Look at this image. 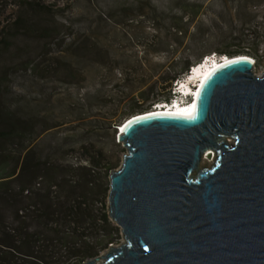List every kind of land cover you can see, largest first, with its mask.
I'll list each match as a JSON object with an SVG mask.
<instances>
[{
    "label": "rangeland",
    "instance_id": "374dc122",
    "mask_svg": "<svg viewBox=\"0 0 264 264\" xmlns=\"http://www.w3.org/2000/svg\"><path fill=\"white\" fill-rule=\"evenodd\" d=\"M212 53L250 56L264 72V0H0V116L30 128L7 146L15 157L33 146L66 170L96 165L98 213L108 204L101 175L126 152L116 120ZM98 224L87 229L94 243L109 231ZM65 253L48 263L67 264Z\"/></svg>",
    "mask_w": 264,
    "mask_h": 264
},
{
    "label": "water",
    "instance_id": "95a60500",
    "mask_svg": "<svg viewBox=\"0 0 264 264\" xmlns=\"http://www.w3.org/2000/svg\"><path fill=\"white\" fill-rule=\"evenodd\" d=\"M253 69L227 59L189 113L150 109L118 127L126 152L107 211L123 240L78 264H264V72Z\"/></svg>",
    "mask_w": 264,
    "mask_h": 264
},
{
    "label": "trees",
    "instance_id": "16d2710c",
    "mask_svg": "<svg viewBox=\"0 0 264 264\" xmlns=\"http://www.w3.org/2000/svg\"><path fill=\"white\" fill-rule=\"evenodd\" d=\"M188 70L186 66L168 78L162 96L146 106H132L115 125L119 127L131 115L150 110L159 102H170L174 83ZM29 129L15 116H0V264H49V259L64 252L67 264H78L121 235L119 226L109 218L106 203L102 202L98 213L92 206L100 170L93 164L70 166L68 170L50 166L33 146H22L17 157L13 156L7 146L10 139L21 142ZM114 167H106L101 175L107 179V193ZM99 222L109 231L94 243L97 239L89 240L87 229Z\"/></svg>",
    "mask_w": 264,
    "mask_h": 264
},
{
    "label": "bare ground",
    "instance_id": "6f19581e",
    "mask_svg": "<svg viewBox=\"0 0 264 264\" xmlns=\"http://www.w3.org/2000/svg\"><path fill=\"white\" fill-rule=\"evenodd\" d=\"M225 56H227V55H225ZM238 56H247V55H243V54H239V55H235V56H233V57H229V56H227V59H231V58H235V57H238ZM247 57H249V58H251L252 60H253V63H256L255 62V60L252 58V57H250V56H247ZM223 62V60H218V61H216L215 63H214V65L212 66H209L208 67V69L207 70H204V71H202L203 72V74H202V76H201V74L200 73H198V72H196V74H195V76H199V83L201 82V84H202V82L205 80V78L208 76V74L213 70V68H215V67H217L220 63H222ZM253 71H255V64H254V69H253ZM256 72V71H255ZM259 73V72H258ZM190 74V73H189ZM262 73H260V74H258V75H261ZM195 76H193L192 78H188V79H184L182 82H180V83H178V85L180 84L181 85V83H182V85L179 87V89H187V88H189L190 86V84H189V82H191V80L193 81V79H194V77ZM200 77H202V80H200ZM200 84V85H201ZM199 85V86H200ZM197 88H195V89H193V92H191V93H189V92H187V93H189V94H192L193 96H194V98L190 101V102H194V100H195V98H196V95H197V92H198V90H196ZM187 104L186 103H180V102H177L175 105H173V106H169L168 107V111H174V112H176V113H179V114H184V113H189L190 111H191V109H192V107H193V103H192V105H190V106H186ZM161 110H164L165 108L164 107H161L160 108ZM157 109L155 108V109H153V110H151V111H156Z\"/></svg>",
    "mask_w": 264,
    "mask_h": 264
},
{
    "label": "built area",
    "instance_id": "2783aa9c",
    "mask_svg": "<svg viewBox=\"0 0 264 264\" xmlns=\"http://www.w3.org/2000/svg\"><path fill=\"white\" fill-rule=\"evenodd\" d=\"M224 57V55H218L216 53H212V54H208L206 55L203 60L200 61V63L196 64V65H192L189 70H188V74L185 75V80L186 79H190L193 76H195L196 72L200 73L201 76L203 74L202 71L207 70L209 66H213L214 63L218 60H222ZM255 64V63H254ZM190 73V74H189ZM201 79V77H200ZM184 80V79H183ZM180 82V79L178 80ZM182 82V81H181ZM191 88L195 89L197 88V85H199V76H195L193 81L191 80ZM193 92V91H192ZM157 105V104H156ZM155 107V106H154Z\"/></svg>",
    "mask_w": 264,
    "mask_h": 264
},
{
    "label": "clouds",
    "instance_id": "9594fccd",
    "mask_svg": "<svg viewBox=\"0 0 264 264\" xmlns=\"http://www.w3.org/2000/svg\"><path fill=\"white\" fill-rule=\"evenodd\" d=\"M204 57H205V56H204ZM204 57H203V58H204ZM203 58H202L201 60H203ZM201 60H200V61H201ZM200 61H199V63H200ZM176 82H179V81H176ZM176 82H175V83H176ZM175 83H174V87H175ZM173 89H174V88H173ZM173 89H172V90H173ZM191 89H192V88H191ZM172 93H173V92H172ZM173 94H174V93H173ZM174 97H175V94H174ZM174 97H173V98H174ZM173 98H172V99H173ZM193 98H194V96H193L192 94H190L189 97H188V98L186 99V101H185V103L187 104L186 106H190V105H192L193 101H192V102H190V101H191ZM172 99H171V100H172ZM171 100H170V102H171ZM159 103H163V102H159ZM159 103H157V105H158ZM167 103H169V102H167ZM157 105H156V106H157Z\"/></svg>",
    "mask_w": 264,
    "mask_h": 264
},
{
    "label": "snow or ice",
    "instance_id": "6c2138e0",
    "mask_svg": "<svg viewBox=\"0 0 264 264\" xmlns=\"http://www.w3.org/2000/svg\"><path fill=\"white\" fill-rule=\"evenodd\" d=\"M226 63H232V61H228V62H226Z\"/></svg>",
    "mask_w": 264,
    "mask_h": 264
}]
</instances>
